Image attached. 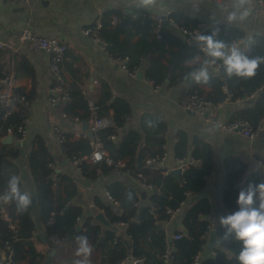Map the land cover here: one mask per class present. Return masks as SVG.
<instances>
[{"label": "trees", "instance_id": "trees-1", "mask_svg": "<svg viewBox=\"0 0 264 264\" xmlns=\"http://www.w3.org/2000/svg\"><path fill=\"white\" fill-rule=\"evenodd\" d=\"M112 14L121 17V21L113 25ZM168 20H173L176 25L186 30H194L201 27V23L187 17L178 11L168 14ZM218 32V38L231 43L241 38L245 39L246 32L238 27L224 23H217L211 28H205L202 34H208L213 30ZM140 33L142 39L138 43L132 42V37ZM123 35L120 38V35ZM99 39L106 43V50L114 58H127L128 67L136 66L143 72L144 79L154 85H177L189 70L182 63L199 52L194 36H185V41L180 36H175L168 25H159L154 19L146 20L143 13L135 16L120 12L107 11L103 13L100 27L97 30ZM166 44H175L178 50L173 52L166 49ZM247 50L249 56L264 57V38L255 39L249 43ZM171 54L168 65L162 63L166 53ZM7 50L0 49V58ZM65 54V53H64ZM146 61V65H142ZM0 64V79L4 78L12 69L17 76L15 65L13 68ZM26 74L31 77V69L28 67ZM69 91V100L63 102V113L70 119H77L81 123L89 122L92 117H105L112 120L120 127L117 138H107L115 132L112 126L101 127L93 133V139L86 135L77 139L72 134L62 133L61 150L71 159L79 160L80 175L89 180H95L99 175H106L113 170L125 171L117 166V161H124L129 165V174L139 178L141 182L150 188V201L140 204L137 191L121 181L109 182L106 192L116 202V206L97 201L109 226L101 238L100 222L87 219L81 228H77V220L82 215V207L74 203L77 194V184L73 177L67 174H59L54 170V163L48 147L42 138L35 140L30 147L27 158V168L35 185L34 196L36 209L32 205L28 211L18 214L15 204H0L8 220L3 218L0 212V250L6 253L12 251L16 264H41L46 255V249L37 248L33 241L35 222L33 211L37 210L38 218L42 223L47 241L55 235L59 239L61 248L67 243L76 247L75 237L86 235L91 245L100 249L104 256L101 264H118L127 255H131L139 262L137 264H190L202 244L206 241L210 223L207 219L210 214V203L206 198L192 200L190 206L182 213V230H175L167 235L163 234L161 223L167 221L171 214L167 210L179 209L181 203L189 201V198L199 194L207 183V177L213 170L212 148L200 140H194L188 167L181 172L177 180L169 171L159 165H148L146 160L151 158H163L166 153V126L152 115L141 114L137 120V126L123 127L120 123L132 114L128 102L123 98L111 96L108 89L104 88L97 100L87 96L83 88L75 84L64 85ZM202 86L209 87L205 90ZM18 95L26 92L16 87ZM202 96L205 100L217 103L229 98L230 101L250 98L252 103L235 111L232 119H245L253 129L259 121L264 119V63H261L256 74L248 79H229L219 71L207 85L192 83L188 90ZM93 102L96 110L93 112L88 104ZM11 111L7 115L0 103V191L6 187V182L11 175H18L15 160L19 157L21 149L12 143H2V138L10 134L17 136V127L25 122L27 111ZM177 142L174 146L177 159L187 160L189 152L188 139L184 131L176 133ZM98 139L102 149L106 152L111 163L104 161L90 163L86 160L91 154L95 139ZM226 179L222 202L231 211L237 209L236 200L239 190L246 187L249 182H261L263 172L250 170L247 162L238 156L229 155L224 158ZM61 187L65 195H61ZM65 201L66 205L58 208V204ZM55 203L57 205L55 206ZM52 218V222L46 224V220ZM13 222L17 229L13 231L9 224ZM119 222L124 223V235L118 236L117 244L112 238L117 232ZM223 229L220 228L219 233ZM218 233V234H219ZM180 235L178 239L174 235ZM171 238V240H169ZM58 245V244H57ZM230 252L214 249V256L201 260L199 264H239L236 256L241 244L232 241ZM0 258V263H1Z\"/></svg>", "mask_w": 264, "mask_h": 264}, {"label": "crops", "instance_id": "crops-1", "mask_svg": "<svg viewBox=\"0 0 264 264\" xmlns=\"http://www.w3.org/2000/svg\"><path fill=\"white\" fill-rule=\"evenodd\" d=\"M132 2L133 0H38L30 5H24L15 0H0V41L9 44V46L0 47V49L7 50L3 58H0V64L5 62V65L10 66L9 68L16 66V86L25 91L28 98L29 109L25 121L24 140L18 142L21 144L18 145L13 137L11 142L21 149L19 157L15 160L16 172L21 177V188L34 195L35 185L27 168V158L32 144L35 140L42 138L53 158L55 172L73 177L77 184L74 203L82 207V215L76 222L77 228L80 229L87 219L93 222L98 221L95 215L102 210L97 201L109 204L110 201L105 191L109 182L121 181L133 187L139 194L141 205L150 201V188L129 172L113 170L106 175H99L95 180L84 178L66 161L61 148L55 143L56 129L71 133L73 139L85 133L82 130L83 123L63 116L62 102H58L55 106L49 103V86L56 82L64 85L75 84L83 88L87 96L94 100H97L102 90L106 88L113 98H123L132 109V114L121 122V130L123 127L137 126V120L144 113L152 115L165 124L166 153L159 166L167 169L169 173L177 168L174 151L178 139L177 131L182 130L187 135L189 152L186 159L189 161L192 160L190 151L194 140L200 139L211 146L214 165L206 179L204 189L196 196L190 197L189 201L183 202L177 212L161 223V226L164 235L175 230H182V213L190 206L192 200L206 198L210 203V214L207 217L210 223L209 230L216 229L218 234L219 224L213 223L212 218L233 212L222 202L226 179L224 158L229 155L238 156L248 163L250 170H258L264 174V119L258 122L259 128L252 140H246L237 133L221 130L217 125L218 122L231 120L235 111L248 107L252 99L246 98V100H251L250 103L243 99L230 101L217 112L215 121H208L199 115L187 113L179 109L177 101L182 93L189 90L192 83L186 84L182 79L177 85L167 87L163 84L159 86L149 83L143 78V72L140 78L132 77L121 68L118 62L109 58L104 48L85 35L83 29L100 24L103 13L107 11L131 14L135 17L142 12L146 20L154 19L155 15L163 16L172 11H178L199 21L205 28H211L217 23L238 27L246 32L244 40H248L247 43H254L255 39L264 38V17L256 15L248 4L246 7L249 9V15L244 20L237 19L228 22L226 17L229 11L235 10L234 3L225 5L214 0H165L163 12L157 9L145 10L129 7ZM120 21L121 17L112 14L111 23L113 25ZM28 23L35 24L42 35L58 38L66 44L58 75H54L50 69L51 52L30 49L26 42L19 39L22 29ZM166 25L175 36H180L183 41L186 40V35L189 36L183 28L171 26L168 23ZM122 37L121 34L120 38ZM142 38L140 33L135 34L132 42L138 43L143 40ZM166 49L175 52L178 47L175 44H166ZM170 55L167 52L162 58L163 64L168 65ZM184 61L183 66H185ZM142 65L145 66L146 61H142ZM28 67L31 69V77L26 74ZM156 86L158 87L155 88ZM202 88L209 90L207 86H202ZM94 118L88 120L89 125L93 124ZM61 195H65L62 187ZM64 205L66 202L61 201L58 208ZM115 206L116 204H113V207ZM33 219L35 230L32 241L37 248L46 249L44 260L51 254L50 264H73L78 259L75 254L76 247L67 243L61 248L59 244L55 245L52 241H47L46 234L43 242L38 236V233L44 230L37 210L33 211ZM107 228L102 223L100 224L101 238ZM116 229L119 234H125L124 225L117 224ZM216 248L214 241L207 234L201 249V260L214 256ZM92 249L91 264H101L103 252L93 245ZM5 256L6 251L0 250V258L4 260ZM26 262L27 259L21 264Z\"/></svg>", "mask_w": 264, "mask_h": 264}, {"label": "clouds", "instance_id": "clouds-1", "mask_svg": "<svg viewBox=\"0 0 264 264\" xmlns=\"http://www.w3.org/2000/svg\"><path fill=\"white\" fill-rule=\"evenodd\" d=\"M251 0H235V10L229 11L227 21L244 20L249 15L246 5ZM129 7L137 9H165V0H133ZM199 52L184 61L189 69L184 76L186 84L195 83L207 85L215 73L223 71L229 79H248L256 74L264 57L249 56L247 50L250 44L243 38L231 43L218 38L214 29L208 34L197 33L194 36ZM33 193L21 188V177L9 176L6 187L0 191V204H15V210L22 214L32 205ZM237 209L228 214L212 218L223 229L217 234L215 247L221 251L230 252L228 247L232 241L241 244L236 259L239 264H264V181L249 182L239 190L236 200ZM76 259L73 264H91L92 245L86 235H77Z\"/></svg>", "mask_w": 264, "mask_h": 264}, {"label": "built area", "instance_id": "built-area-1", "mask_svg": "<svg viewBox=\"0 0 264 264\" xmlns=\"http://www.w3.org/2000/svg\"><path fill=\"white\" fill-rule=\"evenodd\" d=\"M15 1L21 4H24V5H30L34 2H37L38 0H15ZM214 1L224 3L225 5H230L231 3H235V0H231L228 2H225L224 0H214ZM249 6H250V9L256 15L264 17V0H251V3L249 4ZM164 16H166L168 20V17H167L168 14L167 15L164 14ZM154 18L159 25H162L161 24L162 19H163L162 15H155ZM168 24L171 26H177L176 22L173 20H168ZM99 27H100V24L87 27L83 29V33L89 36L91 39H93L102 48H104L109 58L114 62H118L121 68L125 72H127L130 76L135 77L139 71V68L136 66H133L132 68H130L127 65V62H128L127 58H123V59L114 58L108 53V51L106 50V43L103 40L99 39L97 36V30L99 29ZM204 29L205 27L201 26L200 28H196L194 30L183 29V31L187 33L189 36H195L197 33H202ZM19 39L21 41L26 42L28 46L30 47V49L38 50V51L44 50L47 52H51V58L49 62L50 69L54 75L59 74L60 64L63 59V55L66 51L65 43L61 42L58 38L47 37V36L42 35L41 33L38 32L36 25L33 23H28L27 25L24 26L19 36ZM4 46H9V44L5 41H0V47H4ZM149 83H152V82L149 81ZM16 87L17 86H16L15 73L11 69L4 78L0 79V103L5 110L4 115H7L11 111H19V110L25 111V108H28L27 96L25 94L18 95L15 90ZM157 87L158 86H156L155 88ZM48 91H49L48 100L52 106H55L58 102L63 103L64 101L69 100L70 98L68 89L65 86L61 85V83L59 82L51 84L48 88ZM229 102H230V99L227 97L221 102L213 103V102L205 100L202 96L196 93L185 91L179 96L177 105L179 109L187 113L199 115L201 117H204L208 121H215L217 112ZM88 104L91 110L95 112L96 108L93 105V102L89 100ZM27 114H28V111H27ZM63 116H66V115L63 113ZM74 120H77V119H74ZM217 125L219 129L227 131V132L237 133L241 137L245 138L246 140L254 139L257 133V130L259 128L257 126L255 129H253L251 124L245 119H234V120H229V121H224V122H218ZM105 126H112L115 130V132L108 135L107 138L116 139L117 138L116 132L120 130V127L117 126V124L110 119H107L105 117L95 116L94 122L92 125H89V128H90V131L94 133L99 128L105 127ZM120 126H122L121 123H120ZM25 127H26L25 122H23L17 127L16 129L17 136L15 137L16 142H21L24 140ZM62 133L63 131L60 129H56L54 132L55 143L59 147L61 146V142H62ZM8 134H10V130H8ZM65 158H66V161L71 166H73L77 172H80V169L78 167L80 163L79 160L71 159L67 156H65ZM86 160L90 163H97L100 161H104L107 164L111 163L110 158H108L106 152L102 149L97 138L95 140L93 150L91 154L89 155V157L86 158ZM161 160H162L161 158L156 157V158H151V159L146 160V163L148 165H159ZM188 161L189 160L177 159V168L180 169L181 172L184 171V169L188 167V164H189ZM116 164L117 166L124 168L125 172L129 171V165L125 163L124 161H117ZM137 177L141 178L142 175L138 173ZM105 191H106V188H105ZM106 195L110 203L116 204L115 200L110 195H108L107 192H106ZM177 210L178 209L167 210V212L170 213L171 216H173L177 212ZM0 212L3 218L8 220V217L5 211L1 209ZM51 222H52V218H49L48 220H46V224H49ZM118 225H124V223L119 222ZM9 228L13 231H16L17 226L15 223L11 222L9 224ZM118 236H119V233L116 232L112 238V241L114 244H117ZM179 237L180 235L178 234L174 235L175 239H178ZM50 241H52V243L55 245L59 244V239L55 235L50 237ZM203 246L204 244H202V247ZM200 261H201V250L197 253L194 260L190 264H199ZM138 262H139V259L129 254L126 257H124L122 260L118 261V264H137ZM0 264H16L13 258L12 251H9L6 253L5 259L4 260L2 259Z\"/></svg>", "mask_w": 264, "mask_h": 264}, {"label": "water", "instance_id": "water-1", "mask_svg": "<svg viewBox=\"0 0 264 264\" xmlns=\"http://www.w3.org/2000/svg\"><path fill=\"white\" fill-rule=\"evenodd\" d=\"M168 23V20L166 18V16L163 15V19H162V22L161 24L162 25H166ZM248 40H245V42H247ZM137 78H140L142 77V73L141 71L139 70L138 73H137ZM189 83H191L189 81ZM243 100H245L246 102H249L251 100H246V98H243ZM84 133L86 134V136L89 138V139H93V133L90 131V128H89V123L88 122H85L83 123V129ZM2 143H11L13 141V136L11 134H8L6 135L2 140ZM18 145H21L19 144L18 142L16 143ZM94 144V142H92V145ZM189 160V159H187ZM170 174L172 176H174L177 180L180 179L181 177V171L180 169L178 168H174L170 171ZM262 180L264 181V174L262 176ZM110 205H112V203L109 202ZM32 208L33 209H36V199H35V196L33 195L32 196ZM95 219H97L99 222H101L104 226L108 227L109 226V222L107 221V219L105 218L104 214L102 212H98L96 215H95ZM208 235L209 237L214 241H216V237H217V230L216 229H211L208 231ZM38 236L41 238V240L44 242L45 241V232H40L38 233ZM169 240H171V238H169ZM51 263V254H49L46 259L41 263V264H50Z\"/></svg>", "mask_w": 264, "mask_h": 264}]
</instances>
